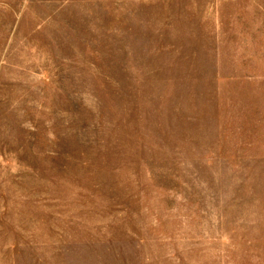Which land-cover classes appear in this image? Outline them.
I'll use <instances>...</instances> for the list:
<instances>
[{
	"label": "rangeland",
	"instance_id": "1",
	"mask_svg": "<svg viewBox=\"0 0 264 264\" xmlns=\"http://www.w3.org/2000/svg\"><path fill=\"white\" fill-rule=\"evenodd\" d=\"M0 264H264V0H0Z\"/></svg>",
	"mask_w": 264,
	"mask_h": 264
}]
</instances>
